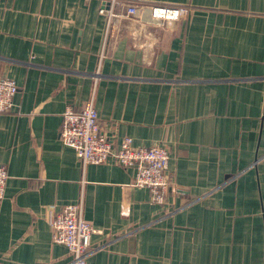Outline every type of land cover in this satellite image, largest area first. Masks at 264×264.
<instances>
[{
	"label": "crops",
	"instance_id": "crops-1",
	"mask_svg": "<svg viewBox=\"0 0 264 264\" xmlns=\"http://www.w3.org/2000/svg\"><path fill=\"white\" fill-rule=\"evenodd\" d=\"M177 22L101 14L104 0H0V264H68L51 206L83 203L87 264H264V0H124ZM90 101L115 147L169 149L165 205L112 159L84 168L59 141Z\"/></svg>",
	"mask_w": 264,
	"mask_h": 264
},
{
	"label": "built area",
	"instance_id": "built-area-1",
	"mask_svg": "<svg viewBox=\"0 0 264 264\" xmlns=\"http://www.w3.org/2000/svg\"><path fill=\"white\" fill-rule=\"evenodd\" d=\"M101 14L108 19V28L112 19L118 18L117 7L125 8L127 18L141 17L142 22L153 24L157 21L177 22L187 13L186 8L157 5H142L124 0H104ZM18 92L16 82L9 78H0V113L15 110V96ZM59 141L75 150L82 166L99 165L112 159L119 165L134 170L133 186L146 188L156 204L165 205L169 191L173 189L169 174L170 152L165 146L136 148L132 139L125 138L118 147L103 134L98 112L93 101L88 102L80 112L68 107L63 115ZM8 172L0 164V199L3 198L8 181ZM51 237L55 244L67 248L68 264H87L89 255L94 251L92 237L100 233L84 218L81 201L63 206L57 210L51 206Z\"/></svg>",
	"mask_w": 264,
	"mask_h": 264
}]
</instances>
